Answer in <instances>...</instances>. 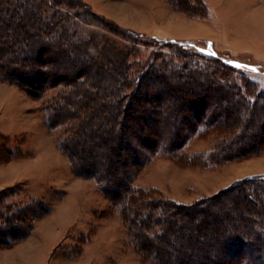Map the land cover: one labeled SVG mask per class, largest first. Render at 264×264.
<instances>
[{
  "label": "trees",
  "instance_id": "16d2710c",
  "mask_svg": "<svg viewBox=\"0 0 264 264\" xmlns=\"http://www.w3.org/2000/svg\"><path fill=\"white\" fill-rule=\"evenodd\" d=\"M168 2L208 16L204 0ZM94 19L128 46L84 36L81 24ZM152 38L98 18L81 0H0V81L44 100L49 128L64 130L58 149L75 176L96 182L142 264H264V175L193 204L135 186L152 156L177 161L196 135L216 137L200 166L260 155L264 140L252 145L264 134V89L249 76L259 68L207 41ZM137 45L156 50L134 61ZM0 141L6 163L18 152L8 137ZM15 188L24 187L0 191V249L27 240L54 209L45 199L13 201Z\"/></svg>",
  "mask_w": 264,
  "mask_h": 264
},
{
  "label": "rangeland",
  "instance_id": "374dc122",
  "mask_svg": "<svg viewBox=\"0 0 264 264\" xmlns=\"http://www.w3.org/2000/svg\"><path fill=\"white\" fill-rule=\"evenodd\" d=\"M81 1L98 18L104 17L109 23L134 31L144 39H153L152 35L159 34V28H163L162 13L167 15V19V11L171 10L194 17L174 9L168 0ZM105 10L113 14V18L108 17ZM217 12L218 16L213 20L212 30L208 34L219 39L215 41L218 47L239 50L218 48L228 53L224 55L247 58L245 60L255 63L260 73L250 72L249 76L264 89V17H254L256 14L252 13L255 12L249 10ZM170 22L166 20L165 25L169 26ZM97 23L99 20L94 19L90 25L81 24V33L87 37L95 35L99 42L107 37L116 42L119 48L128 46L129 43L120 35L109 33ZM209 45L200 44L204 49L212 50V45ZM136 48L132 60L135 57L134 61L139 62L148 60L156 50L145 45H137ZM241 52H250L253 56ZM165 53L169 51L165 50ZM19 90L21 92L18 93L23 94L21 98L12 97L8 103L10 109L5 108L0 114V130L5 133L2 136L8 137L12 146L19 150L5 164L18 160L2 172L4 176L24 181L15 184L24 188L14 189L13 201L20 202L25 196L45 199L54 205V212L39 222L27 240L0 249V264H142L128 245L120 215L110 211V203L97 189L96 182L75 176L70 162L58 149L64 130L62 127L49 128L43 110L44 100H36ZM260 138L264 140V134L253 140L252 147L260 144ZM215 139V136L192 137L184 155L177 160L180 162L161 152L152 156L137 175L135 186L154 188L168 198L193 204L223 191L237 180L264 175V151L243 160L211 166L200 163V166L197 163L200 161L199 155L207 153ZM98 152L95 150V153ZM189 157H196L195 163L188 165ZM62 197L65 198L60 201ZM87 239L89 241L85 243ZM59 241L60 248L54 250Z\"/></svg>",
  "mask_w": 264,
  "mask_h": 264
},
{
  "label": "crops",
  "instance_id": "0c3cea01",
  "mask_svg": "<svg viewBox=\"0 0 264 264\" xmlns=\"http://www.w3.org/2000/svg\"><path fill=\"white\" fill-rule=\"evenodd\" d=\"M204 1L208 7V16L206 18H203V19L194 18V17H189L187 15H183L181 13L171 12L172 10L167 11V12H169L168 19H167V15H165L164 13H162L163 15H161V19L163 22V28H159V30H158L159 34L152 35V36L157 37V38L161 37L164 39L207 41V42L212 43L218 49L220 47L217 46V43L215 41L218 42L219 39L215 38L213 35L208 34L209 30H212L213 20H215V18L218 16L217 10L231 11V12H235L238 10H249V11L255 12V13H252V14H256V15H254V17H258V16L264 17V0H204ZM158 2L159 1H157V3ZM167 8L169 9L168 6H167ZM104 12L106 14H108L107 15L108 17L113 18V14L107 12L106 10ZM166 20L171 21L169 26L165 25ZM175 29H176V31H175ZM221 49L226 50V51L227 50H234L232 48H227V49L226 48H220V50ZM234 51L239 52V50H234ZM241 53L246 54L247 56H250V57L253 56V55H251L250 52L249 53L248 52H241ZM19 91L20 90L18 87L11 85L9 83L0 81V114L3 113L5 108L10 109V105H8V103L12 97H14V98L17 97V99L21 98V96L23 94L21 93L22 95H20L18 93ZM0 135L5 136V133H3L0 130ZM15 150L19 153V150H17V149H15ZM17 160H13V161L9 162L8 164L0 163V191L5 189V188L14 186L17 183L24 182L23 180H20V179H13V178H10L6 175L4 176L3 175L4 173L2 172L5 169V167L11 166L12 165L11 163L14 161H17ZM96 187L98 189L97 184H96ZM60 192H64V191L61 190ZM64 198L65 197L60 199V201H63ZM52 206L54 207V205H52ZM53 212H54V209H53ZM48 217H50V216H48ZM39 222L37 223L36 228H37ZM60 239H62V238H60ZM60 241H59L58 245H56L55 249L61 243Z\"/></svg>",
  "mask_w": 264,
  "mask_h": 264
},
{
  "label": "snow or ice",
  "instance_id": "6c2138e0",
  "mask_svg": "<svg viewBox=\"0 0 264 264\" xmlns=\"http://www.w3.org/2000/svg\"><path fill=\"white\" fill-rule=\"evenodd\" d=\"M201 51H203V49H201ZM208 55H215V53L214 52H209ZM235 67H237V68H245L246 66L245 65H241V64H236ZM249 70L252 71V72H257L258 71L257 68H251Z\"/></svg>",
  "mask_w": 264,
  "mask_h": 264
}]
</instances>
